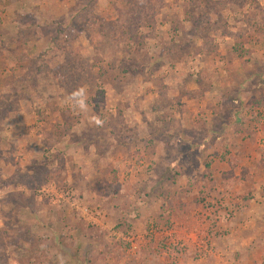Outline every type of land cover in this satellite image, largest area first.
I'll return each instance as SVG.
<instances>
[{
    "label": "rangeland",
    "instance_id": "1",
    "mask_svg": "<svg viewBox=\"0 0 264 264\" xmlns=\"http://www.w3.org/2000/svg\"><path fill=\"white\" fill-rule=\"evenodd\" d=\"M220 48L237 70L226 77L245 80L249 54L264 51V0H0V264H73L85 250L87 264L100 250L124 263L140 228L157 257L216 264L218 254L156 233L196 232L186 210L236 211L198 188L213 181L202 148L220 144L192 139L212 129L194 101L213 87ZM159 180L191 185L166 188L165 218L130 224L132 209L157 217L141 199ZM218 219L206 218L210 232Z\"/></svg>",
    "mask_w": 264,
    "mask_h": 264
},
{
    "label": "crops",
    "instance_id": "2",
    "mask_svg": "<svg viewBox=\"0 0 264 264\" xmlns=\"http://www.w3.org/2000/svg\"><path fill=\"white\" fill-rule=\"evenodd\" d=\"M221 46L222 44H220ZM224 55L222 48L217 54L211 55L218 58L220 62L218 66L221 67L212 70L215 78L207 82L213 85L212 89H208L204 93L205 97L198 96L197 98L199 99L194 101L199 111L197 112L198 115L204 112L211 115L209 121L212 129L204 132V135H197V138L193 136L192 139L204 141L207 145L209 143L211 145L214 144L213 146L220 144L218 146L219 149L216 148L217 150L215 149L214 151L211 149L205 151L208 148L206 146V148H202L204 156L208 157V161L203 166H200L202 168L201 174L209 173L213 181H203L205 183L200 184L198 188L200 190L204 188L203 191L209 192L212 198L223 199L224 203L221 202L222 205L230 206V208L234 207L236 211L231 213L228 208L227 213L230 211L231 214H227L224 210L219 213L220 215H217V213L213 215L206 210L204 213L196 215L186 210L185 213L180 214L183 216L181 219L188 217L192 223L197 225L196 232L188 228L179 230L175 226L174 230L156 233V235L159 239L170 237L171 243L174 244L178 243L176 242L177 240L183 239L186 244H190V248L194 247L202 252H207L209 256L214 253L218 254L215 256L216 264L222 263L220 259L222 255H226V260L223 259L225 264H264V51L255 49L251 52V55L249 54L246 61L250 59L251 61L245 62L242 72L246 78L238 84L236 82L231 83V78L228 79L226 77L230 73H237V70H233L230 60H226ZM225 78L230 80V82L220 83ZM217 83L219 86H217ZM232 84L235 86H231ZM226 87L231 88V93L234 88V97H230ZM250 103L256 104L249 106ZM229 108L230 110L228 111ZM251 109H254V111L259 109L262 116L260 120L250 121ZM219 110L222 112L220 113ZM247 113H250V115L247 116ZM217 116L221 118L217 120ZM198 129L197 131H200L199 127ZM180 136L183 139L185 138L183 134ZM220 157H222V163L216 159ZM173 168L175 167L173 166ZM188 168L189 166L185 170L179 167L185 172L191 171ZM179 172H181L182 176H187L182 170H179ZM189 183L191 182L185 183V185L180 182L168 184L162 182V180L151 183L144 182V187H148L149 190H157L158 192L153 195H143L141 199V201L147 202L146 206H149L148 200L152 204H157V209L155 208L157 211L154 214L157 217L150 218L147 215L146 208L144 209L143 207L141 220L138 219L140 216L136 217V212L132 209L129 215L126 214L128 222L132 225L140 226L141 224L144 226L143 223L148 224L149 221H156L157 218H160V220L165 218L161 210L169 200L166 188L172 185L174 189L181 190V188L185 189L190 186L191 184L189 185ZM196 186L192 187L193 190ZM192 193L195 195L197 192L193 191ZM115 210L119 218L125 215L120 210ZM140 212L141 210H138V213ZM205 216L209 221L216 217L219 218V224L223 225V229L221 228L219 232H210L209 221L206 222ZM225 216L229 218V221H223ZM203 222H205V225ZM189 228L191 227L189 226ZM140 229L133 232V235L131 233L133 237L130 240L131 247L128 250L130 259L124 263L115 260V264H181L185 261L189 251L186 254L177 255L178 258L176 256L170 258L166 253H163L164 250H161L162 252L157 257L156 254L161 249L159 244L152 245L151 241L154 236H150L152 234L142 228ZM134 240L136 241L134 242ZM93 243L96 244L94 241ZM151 247H154V250ZM88 249H92V247L89 246ZM88 251L79 252L77 259H68L73 264H76V261L77 264H87L85 254ZM96 251L97 249L93 250V252ZM100 251L102 255L93 257V263L108 264L109 261L104 260V258L106 259L104 252ZM101 253L98 252L97 254ZM170 254L175 255L173 251ZM210 264H213V261Z\"/></svg>",
    "mask_w": 264,
    "mask_h": 264
}]
</instances>
